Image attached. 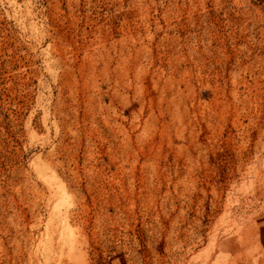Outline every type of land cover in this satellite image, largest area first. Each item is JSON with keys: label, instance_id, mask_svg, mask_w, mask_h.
Wrapping results in <instances>:
<instances>
[{"label": "rangeland", "instance_id": "1", "mask_svg": "<svg viewBox=\"0 0 264 264\" xmlns=\"http://www.w3.org/2000/svg\"><path fill=\"white\" fill-rule=\"evenodd\" d=\"M0 264H264V0H0Z\"/></svg>", "mask_w": 264, "mask_h": 264}]
</instances>
